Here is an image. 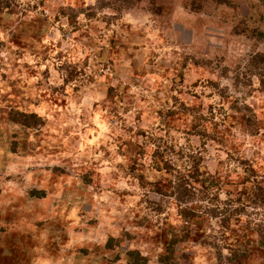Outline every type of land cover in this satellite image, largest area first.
Wrapping results in <instances>:
<instances>
[{
	"label": "rangeland",
	"instance_id": "374dc122",
	"mask_svg": "<svg viewBox=\"0 0 264 264\" xmlns=\"http://www.w3.org/2000/svg\"><path fill=\"white\" fill-rule=\"evenodd\" d=\"M5 1L0 264H162L183 227L171 264H224L238 237L245 264H264L247 227L264 210L224 237L215 219L186 222L157 162L182 170L175 151H196L223 182L249 163L264 185V1Z\"/></svg>",
	"mask_w": 264,
	"mask_h": 264
},
{
	"label": "trees",
	"instance_id": "16d2710c",
	"mask_svg": "<svg viewBox=\"0 0 264 264\" xmlns=\"http://www.w3.org/2000/svg\"><path fill=\"white\" fill-rule=\"evenodd\" d=\"M8 5L5 0H0V12L8 9ZM15 116L16 118L13 119L17 121H20V117L22 121L29 118L22 113H16ZM156 154L158 155V153ZM175 154L179 156V161L185 158V166H183L182 170L173 167L174 165L172 166L170 161L165 160L161 155H158L157 162L162 164V166H159V170H164L170 177L168 181L170 195L177 201L180 210L182 209V217H185L182 219H185L186 222L195 218L215 219L218 221L221 234L224 237L232 221L239 222L241 220L240 217L246 207L253 206L264 210V185L249 163L243 162L246 165V168L243 170L245 174L243 181L240 184L232 185L223 182L220 177L212 175L205 169L200 152L190 150L186 152L181 148L176 150ZM230 185L237 186L238 189L235 192L228 190L229 188L225 189ZM165 192L163 188L156 189V193L160 196H167ZM221 193L225 194L224 200L220 198ZM194 202L199 203L197 204L198 210L191 208ZM254 226L256 228H251L250 223L248 224L247 227L251 230L249 233L256 234L258 237V248L264 253V223L260 221L254 224ZM184 228L180 229L178 233L171 234V239L167 244L165 252L160 256L162 264H171L175 246L187 241V238L190 237L191 229L188 227ZM242 237L246 238L247 235L244 234ZM236 241L235 247H229V255L223 258L224 264H245L250 259L251 253L248 250L249 248L246 247L250 244V240L247 241V245L239 243V237L236 238ZM203 245H211L215 248L219 246L217 242H213L212 244L207 241H204ZM218 252L220 251L218 250ZM128 255L130 259L127 264H146V259L137 251H131ZM219 256L221 255L219 254ZM220 260H222V257H220Z\"/></svg>",
	"mask_w": 264,
	"mask_h": 264
},
{
	"label": "clouds",
	"instance_id": "9594fccd",
	"mask_svg": "<svg viewBox=\"0 0 264 264\" xmlns=\"http://www.w3.org/2000/svg\"><path fill=\"white\" fill-rule=\"evenodd\" d=\"M89 2H92V3H94V0H89ZM225 83H227V82H225Z\"/></svg>",
	"mask_w": 264,
	"mask_h": 264
}]
</instances>
